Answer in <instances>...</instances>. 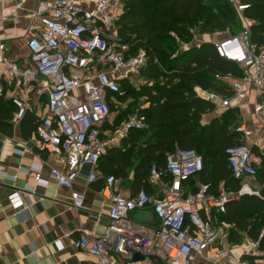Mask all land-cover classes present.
<instances>
[{"label":"built area","instance_id":"2783aa9c","mask_svg":"<svg viewBox=\"0 0 264 264\" xmlns=\"http://www.w3.org/2000/svg\"><path fill=\"white\" fill-rule=\"evenodd\" d=\"M11 1L15 4L3 9L0 28L34 0ZM45 1L33 17L43 14ZM231 1L241 15L251 8L248 0ZM123 13L124 5L119 0H55L54 7L38 19V34L27 43L30 58L25 66L8 57L7 43L0 42V77L16 90L12 97L16 108L13 124H19L27 114L33 93L47 99L38 126L39 146L58 155L66 165L65 173L55 169L49 173V179L61 187L72 188L85 165L94 168L88 178L89 184L94 183L109 144L125 139L131 131L146 128L145 116L130 115L109 139L103 138V125L108 124L110 115L109 100L116 103L120 82H132L149 59L145 50L126 58L117 46L116 29ZM214 46L221 59L240 67L242 75L229 74L225 78L230 82L232 99L201 87L195 88L197 96L220 109L240 106L249 93L257 99L263 97L255 107L264 135V48L252 42L251 27ZM0 95H5L1 86ZM236 132L246 143L225 152L233 179L255 178L260 159L253 148L259 147V142L253 141V132L245 126L239 125ZM204 166L203 158L195 152L168 154L164 171L156 165L150 169V179L155 183L169 178L162 195L157 197L141 189L126 198L115 190L116 177L109 176L101 195L110 203V226L101 234L84 230L74 243L76 249L94 257L98 264H190L196 255H206L211 264L243 256L261 258L264 253L259 241L230 245V225L214 221V213L225 215L228 206L245 195L243 190L213 193L208 184L202 183L195 192H185L184 184L198 177ZM37 180H42L41 173ZM21 191H14L9 197L14 209L26 208ZM72 201L71 209L79 211L84 207L85 196L73 192ZM148 208L158 221L155 227L132 219V214ZM136 254L142 255L143 260L135 262Z\"/></svg>","mask_w":264,"mask_h":264},{"label":"crops","instance_id":"0c3cea01","mask_svg":"<svg viewBox=\"0 0 264 264\" xmlns=\"http://www.w3.org/2000/svg\"><path fill=\"white\" fill-rule=\"evenodd\" d=\"M223 2L224 0H212L227 23V32L222 36L204 32L195 33L191 43L187 45L188 49L184 51L198 48L205 43L214 45L252 26L253 22L241 15L242 26L233 32L231 27L235 26L236 21H233L232 15H225ZM14 4L15 2L11 0H0V23L3 19V9ZM54 5L55 0H46L43 4L45 11L35 18L33 14L39 13L42 0H34L19 9L12 19L3 22L0 28V42L7 43L8 57L22 66L28 64L30 53L27 43L38 34L37 28L40 25L38 19L41 15L47 14ZM237 67L240 69L239 66ZM143 73L134 75V78L142 83L146 82L149 87L156 83L150 76ZM229 74L232 73L218 75V78L227 88V92L231 93L230 82L225 80ZM0 86L5 90V95H0V123L9 122L12 125L10 135L0 131V264H98L94 257L78 251L74 243L82 236L84 230L101 234L110 226V203L101 195L106 179L111 175L115 176L117 179L115 190L118 194L129 198L141 189H146L152 197L160 196L163 189L167 187L169 178L164 177L162 182L155 183L150 179V170H147L141 178L137 177L135 167L128 168L119 160L126 150L123 146L124 140L119 139L107 147L105 157L100 161L97 170L98 179L94 183H88V178L94 168L85 165L72 188L59 186L49 179V173L52 169L65 173L67 167L58 155L49 154L39 146L38 126L41 123V114L47 108L46 97L38 98L36 93H33L27 114L19 124L15 125L13 117L16 108L11 104L13 92L16 91L15 86L6 83L1 77ZM136 90L139 91L140 87ZM219 95L229 99L233 97ZM130 101L132 102L133 99L119 103L120 109L124 110ZM115 102L109 100L110 106L118 104L117 99ZM134 102L139 106V111L145 110L150 105L145 96H134ZM257 102H262V100L257 99L253 93H249L248 98L240 106L228 109L215 108L213 112L204 115L202 124L210 125L214 121L222 123L223 114L230 109H235L237 125L245 126L252 131L253 141L258 140L260 144L259 147H254L253 151L261 163L264 159V149L261 148V139H264V135L261 136L263 124L255 107ZM116 108L119 109V106ZM119 115L120 110L110 113L108 124L103 125L105 140L109 139V136L118 128L115 122ZM241 137L243 138L242 135ZM39 173L42 175L41 181L37 180ZM250 179H245L240 184ZM201 183L200 176L195 177L192 184L184 186V190L186 193L191 192ZM260 189V184L252 189H248L247 186L241 188L245 195L257 194ZM16 190H23L21 192L26 208L14 209L12 207L9 197ZM224 190L225 182H221L217 193ZM73 192L85 196L84 207L79 211L71 209ZM132 219L149 227H155L158 224L151 208L135 212L132 214ZM214 221L222 222L216 213H214ZM232 229L233 226L230 225L229 237ZM249 240L245 236L241 245ZM228 242L234 245L230 239ZM205 257L206 255H196L190 264H211ZM218 264H264V254L261 258L243 256L236 259H225Z\"/></svg>","mask_w":264,"mask_h":264},{"label":"trees","instance_id":"16d2710c","mask_svg":"<svg viewBox=\"0 0 264 264\" xmlns=\"http://www.w3.org/2000/svg\"><path fill=\"white\" fill-rule=\"evenodd\" d=\"M248 2L251 8L244 16L253 22L252 42L264 48V0ZM118 26V32L127 37L124 42L131 44L125 57L136 56L141 49L145 50L149 59L142 72L156 81L151 87L134 91L130 97L122 94V90L116 95L121 103L134 96H145L150 104L139 111L133 99L116 119L115 125L119 128L130 115L146 118L145 129L131 131L123 139L126 150L121 154L120 162L128 168L135 167L137 177L141 178L152 165L164 171L168 154L195 152L203 158L205 165L200 180L208 184L213 193H217L221 182H225L226 191H241V181L233 179L225 154L229 147L246 143L236 132L239 126L236 110L225 112L222 123L214 121L203 125V116L213 112L215 106L195 92L196 87H201L231 97L232 93L227 92L218 75L232 73L240 77L241 69L221 59L213 44L205 43L182 52L167 47L175 43L177 36L192 41V29L212 33L217 26L228 28L212 0H127ZM132 36L134 42L129 39ZM159 79L163 83L157 81ZM129 83L128 80L120 82L121 87ZM11 130V123H0V131L10 135ZM147 136L149 138L145 139ZM256 176L261 185L259 192L243 195L239 202L228 206L227 213L220 215V219L233 226L229 237L232 244L241 245L246 236L259 241L264 252V159L257 166ZM192 183L193 179L184 186Z\"/></svg>","mask_w":264,"mask_h":264},{"label":"rangeland","instance_id":"374dc122","mask_svg":"<svg viewBox=\"0 0 264 264\" xmlns=\"http://www.w3.org/2000/svg\"><path fill=\"white\" fill-rule=\"evenodd\" d=\"M119 2H121L123 5H125V3H127V0H119ZM223 3L225 5V9L224 10H226L225 11V15L226 16L232 15L233 16V21H236L235 26L231 27V30L233 32H235L237 30V28H240L242 26V22H243L242 16L237 11L235 5L232 3L231 0H224ZM227 29L228 28L224 29V28H221V27L217 26L214 29V32L208 33V34H215V35H218V36H222V35H224V33L227 32ZM118 30H119V26L116 29V32H117L116 44L125 53L126 51H129L131 49V44H128V43L124 42L127 39V37H125L124 35L119 33ZM192 31H193V36H194L195 33H200L199 29H192ZM129 39H132V41L134 42V36H132ZM189 43H191V41L188 42L185 38H181V37L177 36V38H175V43H171L167 47H170L171 49H176V52H182L185 49H188L187 45H189ZM141 50H143V49H141ZM157 81H159V82L161 81V83H163V80L159 79ZM146 86H147L146 82L142 83L139 79H135L134 76H133L132 82H130L127 85L122 86L121 90H122V94L130 97V96L134 95V91H137L136 90L137 87H140V89L141 88L143 89ZM262 98H261V100H262ZM119 103H121V102L118 101V104H112L111 106L109 104L110 113H113L116 110H120V114H121L122 110L120 109ZM116 106H119V109H117ZM262 134H263V128L261 129V136H263ZM148 138H149V136H147V138H145V139H148ZM145 139H144V141H146ZM261 144L263 146V147L261 146V148L263 150L264 149V139H261ZM258 184L259 183L257 181V176H256L255 178L247 180L244 184H240V185H241L242 188H245L247 186L248 189H252V187H254L255 185H258Z\"/></svg>","mask_w":264,"mask_h":264},{"label":"water","instance_id":"95a60500","mask_svg":"<svg viewBox=\"0 0 264 264\" xmlns=\"http://www.w3.org/2000/svg\"><path fill=\"white\" fill-rule=\"evenodd\" d=\"M143 260V256L140 255V254H136L135 257H134V261L135 262H140Z\"/></svg>","mask_w":264,"mask_h":264}]
</instances>
